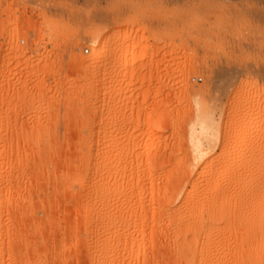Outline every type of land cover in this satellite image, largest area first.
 Returning <instances> with one entry per match:
<instances>
[{
  "label": "rangeland",
  "instance_id": "374dc122",
  "mask_svg": "<svg viewBox=\"0 0 264 264\" xmlns=\"http://www.w3.org/2000/svg\"><path fill=\"white\" fill-rule=\"evenodd\" d=\"M96 263L264 264V0H0V264Z\"/></svg>",
  "mask_w": 264,
  "mask_h": 264
},
{
  "label": "bare ground",
  "instance_id": "6f19581e",
  "mask_svg": "<svg viewBox=\"0 0 264 264\" xmlns=\"http://www.w3.org/2000/svg\"><path fill=\"white\" fill-rule=\"evenodd\" d=\"M97 40H93V42H96ZM98 53V51H95L93 48H92V56H95L96 54ZM201 127H200V132H199V135H198V142H200L201 138L204 137L206 134V126H204V124H200ZM94 133H91L90 135L87 136L86 140H85V145H84V163H85V166L86 167H90V166H93L95 168L96 171L99 172V170H101V167H102V163H104V159H100L99 157H101V154L105 153L104 150V147L102 146L101 148L100 147H97V143L95 142V137H94ZM197 142V143H198ZM100 148L102 151L101 153L99 152L100 150L98 149ZM99 150V151H98ZM100 153V155L98 156V154ZM106 156H104L105 158ZM102 158V157H101ZM102 160V161H100ZM110 161V160H109ZM208 165V163L206 164ZM195 169H190V172H193ZM208 170V166H204L203 169L201 170V172H205ZM189 171V170H188ZM225 173L224 169H221L218 173V175H223ZM226 174V173H225ZM98 195V194H97ZM95 198L94 200L96 201V195H94ZM190 196V195H189ZM211 198V197H210ZM213 198V197H212ZM215 198V197H214ZM209 199V198H202L200 201H198V203L193 206V208H191L189 211H188V214L186 215V221L187 219L192 220L194 221V223L192 224V221L191 223H189L188 221L187 222H183V224L181 225L182 227L181 228H178L179 230L182 229L184 231V233L186 234L187 232H190L192 234L191 236V242H193L195 244V246H197V244H199V241L196 239L195 240V231L198 232V234L200 236H204L205 234H207V231L212 227V220H214V215H218L219 216V213L218 214H214L216 212H212L211 213V208L213 207L212 205H215L216 203H218L217 199L216 201H214L215 199ZM89 199V198H88ZM100 199L102 200V197L99 196V199H98V196H97V200H99L100 202ZM104 200V199H103ZM102 200V201H103ZM90 201V199H89ZM214 201V202H213ZM94 202V201H93ZM92 202V203H93ZM216 202V203H215ZM104 203V202H103ZM214 203V204H213ZM92 204H90L91 206ZM89 206V207H90ZM99 209V208H98ZM213 209V208H212ZM214 210V209H213ZM100 213V211H99ZM96 216V215H95ZM185 220V219H184ZM180 223V222H179ZM195 228V229H194ZM194 229V231H193ZM177 230V232L179 231ZM211 230V229H210ZM93 239H96V238H93ZM208 239V238H207ZM212 240V239H211ZM210 240V241H211ZM96 242V241H95ZM99 242V240H98ZM183 242H184V239H183ZM209 242V240L207 241V243ZM211 244L213 243L212 241L210 242ZM97 246V245H96ZM91 247V246H90ZM95 247V246H94ZM207 247V246H206ZM92 248V247H91ZM207 248H210L209 246ZM97 250V249H96ZM99 250V249H98ZM190 248H187V253L190 254L189 252ZM105 251V250H104ZM99 252V251H98ZM101 252V250H100ZM195 252V251H194ZM194 252L192 254H194ZM183 253L185 254V252L183 251ZM186 253V257L187 258H192V256H189L188 257V254ZM100 255V253L98 254ZM97 255V256H98ZM102 256V255H101ZM184 256V255H183ZM201 256L202 254H200L198 256V263H201ZM185 257V256H184ZM105 258V257H104ZM114 259V258H113ZM99 260V258H98ZM96 260V261H98ZM103 261V259L101 260ZM109 261V260H108ZM107 262V261H106ZM93 263V261H92ZM97 264V263H96ZM100 264V263H99ZM103 264V263H102Z\"/></svg>",
  "mask_w": 264,
  "mask_h": 264
}]
</instances>
